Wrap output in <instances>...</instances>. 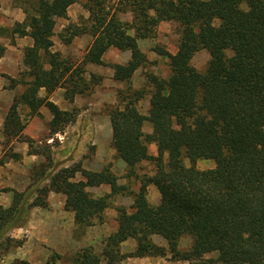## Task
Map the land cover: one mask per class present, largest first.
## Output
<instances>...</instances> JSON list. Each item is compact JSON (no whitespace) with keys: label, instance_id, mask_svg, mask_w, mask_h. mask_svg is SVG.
Returning <instances> with one entry per match:
<instances>
[{"label":"trees","instance_id":"1","mask_svg":"<svg viewBox=\"0 0 264 264\" xmlns=\"http://www.w3.org/2000/svg\"><path fill=\"white\" fill-rule=\"evenodd\" d=\"M13 1L25 19L11 34L28 36L32 46L23 50L18 78L9 79L10 89H23L13 97L3 136L7 145L13 140L26 143L29 154L44 162L32 167L31 183L23 192H12L10 206L0 207V230L22 227L32 208L47 206L50 192L64 196V209L73 212L79 228L101 220L117 191L116 177L109 169L91 172L80 164L53 170L50 146L35 147L22 136L19 108H26L30 117L47 108L52 116L49 136L62 133L75 116L59 110L47 96L58 88L68 102L89 95L101 77L91 74L87 79L82 67L101 65L103 54L116 49L129 52V60L111 66L113 80L125 84L119 102L108 110L111 145L129 172L142 162H150L155 170L133 195L131 210H117L116 231L106 238L99 257L84 250L76 261L99 264L101 257L115 264L166 255L189 261L217 253L220 264H264V0H83L88 16L80 25L69 26L63 40L66 44L85 34L91 38L78 64L51 52L56 20L66 19L77 0ZM125 15L130 20L123 19ZM162 22L179 27L174 54L153 49L167 59L169 74L150 75L149 86L133 89L132 76L146 63L138 42L154 38ZM202 50L209 61L199 72L191 61ZM41 89L45 97L39 96ZM146 96L149 109L143 115L137 104ZM145 122L151 126L148 134L142 131ZM152 143L155 156L148 153ZM202 160L213 161L214 167L196 169ZM77 174L81 179L75 181ZM100 185H108L110 194L92 198L86 192ZM148 185L158 191L155 206L146 200ZM153 236L160 237L166 249L154 244ZM183 236L192 243L181 252ZM127 239L135 241V248L119 255V245ZM7 242L11 245L10 239Z\"/></svg>","mask_w":264,"mask_h":264},{"label":"crops","instance_id":"2","mask_svg":"<svg viewBox=\"0 0 264 264\" xmlns=\"http://www.w3.org/2000/svg\"><path fill=\"white\" fill-rule=\"evenodd\" d=\"M74 4L67 9L66 19L56 20L51 52L57 54L60 58L70 59L73 57L78 60V64L82 61L84 54L88 50L91 38L85 34L72 37L69 43L65 44L63 42L66 37L65 34L68 35L70 33L69 26L80 25L81 22L79 23L78 21L81 17L87 18L88 16L82 6L77 5L74 8ZM24 19L25 15L22 9L13 0H0V46L3 47V52L0 55V207L2 208L10 206L12 192H22L30 185L31 179L29 176L31 169L41 162V156L29 154V147L26 143L15 140L11 141L9 145L11 150L9 152L7 149H3L2 145L5 116L19 87L17 85L13 89H10V87L6 86L7 81L10 78H18L19 73L23 70V50L32 46V40L28 36L19 37L11 34L14 25L23 23ZM142 44V41L138 42L139 48ZM162 59L168 62L166 58ZM128 60L129 54L127 52L109 49L103 54L101 65L86 64L82 67L84 76L87 79L91 74L101 77L100 84L95 86L89 95H77L71 102H68L64 99V90L58 88L47 96V100L61 111L72 112V110H82L85 107V110L82 112L86 114L94 112L92 118L85 117L84 120H74L75 126L87 125V128H90L88 133L92 141L91 145L95 147V151L88 156H83L86 152L82 151L75 157H70L67 142L64 144L59 138V146L53 147L51 143L54 139H57L59 133L52 137L49 135L46 138L44 137L43 142H46L50 146L51 160L52 156L54 158L58 153H62L59 167L66 168L78 161L81 168L91 172H99L105 166H109L115 175L117 169L121 170V172L126 170L125 164L114 156L115 151L108 147L112 141L109 117L99 115V113L105 102L112 104L115 102V91L124 87L123 83L113 80V69L111 66L113 64L124 65ZM137 72L138 70L132 76L133 84L131 87L133 89H139L140 87L135 83L138 81V77L134 79ZM41 92L43 96H41ZM91 95L96 97L97 101L90 100L88 97ZM39 96H46L44 89L39 91ZM141 102L143 105L142 110L146 112L142 113L146 115L149 109V97L146 96L138 102L137 108L140 113ZM87 108H90L89 112ZM39 116H43V120L39 119ZM51 120L52 116L47 108L41 107L38 116H29L22 135L33 139L34 131L41 127H43V132L46 130L49 134L48 127ZM142 131L145 134L151 132V126L148 122L143 124ZM148 153L152 156L156 155L155 144L148 145ZM7 154H14L17 157L14 158ZM80 179L79 174H77L75 181ZM146 190L147 202L152 206L157 205L159 194L156 188L149 185L146 187ZM86 192L92 198H100L110 194L111 190L108 185H100L98 187H88L86 188ZM149 192H153V194L155 192V200H149ZM127 199L116 196L103 211L101 215L102 220H94L93 225L79 228L75 224L73 212L64 209V196L50 192L46 199L47 206L45 208H32L29 211L25 224L9 232L10 239L21 240V244L15 248L9 245L7 255L5 256V264L14 260L24 264H60L65 262V260L67 263H70L72 262V258L78 257L84 250H89L94 254L99 249L101 251L105 245L106 238L116 231L117 210L120 208L127 211L131 210L133 201ZM152 241L156 245L166 246L165 242L158 236H153ZM134 248L135 241L127 239L119 245V255L131 253ZM147 259H152V257L127 258L118 262L120 264H141L143 263L142 261H146Z\"/></svg>","mask_w":264,"mask_h":264},{"label":"rangeland","instance_id":"3","mask_svg":"<svg viewBox=\"0 0 264 264\" xmlns=\"http://www.w3.org/2000/svg\"><path fill=\"white\" fill-rule=\"evenodd\" d=\"M82 2L83 0H77L74 4V8L77 7V5L82 6ZM123 19H127L130 20V16L129 15H125L122 17ZM85 19L84 17H81V19L78 21L79 23L81 22V20ZM1 34V33H0ZM65 36L67 37L68 35L65 34ZM178 37H179V27L175 24V23H169V22H162L159 24L158 28L156 29V34L154 38L151 39H147V40H142L143 44L140 47V50H143L142 52L144 53L145 57H146V63L138 69V72L136 73V76L134 77V79L136 77H138V81H136L135 83L138 84V86H140L139 88L143 87V86H149L150 84V75H155L158 77H162V78H166L169 74V68L166 61H163L162 57L156 55L153 52L154 48H159L161 50L167 51L168 53L174 54L176 52V48H177V41H178ZM129 54V52H127ZM227 55L230 56V53L227 52ZM70 61L73 64H77L78 60H76L75 58H70ZM209 61V55L205 50H202L200 52H198L197 54L194 55V57L192 58L191 64L193 65V67L199 71V72H204L207 63ZM133 78L131 79L130 85H132L133 83ZM11 82L7 81V87H10ZM20 87V88H19ZM17 91L15 92L16 95L19 94L23 87L19 86ZM125 91V84L124 87L122 89H119L117 91H115V97L116 100L115 102L112 103H104L101 112L99 113V115H104L106 117H108V110L111 109L114 105H116L119 102V96L123 95ZM41 96H43V93L41 92ZM90 100L92 101H97V98L94 97L93 95L88 97ZM143 102V101H142ZM142 102L140 103L141 107H140V111L141 113L143 112L142 110ZM98 104V103H96ZM85 107L82 108V110H72V113L75 116V119H81L84 120L85 117L88 118H92L94 116V112H89L90 108H87L89 113H85L82 112ZM98 108V107H96ZM19 113H20V117L21 120L24 124V126L26 125V122L29 118L28 115V110L25 109L24 107H20L19 108ZM146 113V112H143ZM142 113V114H143ZM97 114V113H96ZM102 117V116H100ZM39 119L43 120V116H39ZM75 123L72 122L71 124H68L62 131V133L58 134L57 139H54V141H52L51 145L53 147H57L59 146V141L58 138L65 144L67 142V148H68V152L69 156H76L78 153L84 151L86 152L85 155L83 156H88L89 154H91L93 151H95V147L93 145H91L92 141L90 138V134L88 133L90 128H87V125H78L75 126ZM34 138L31 139L34 142V146L36 147H40L43 148V145H47L46 142H43L44 137L46 138L49 134L48 132L45 130V132H43V127H41L40 129H36V131H34ZM145 134V132H144ZM23 136V135H22ZM28 138V137H26ZM30 139V138H29ZM3 145V149H8L7 151L9 152L11 150V147H9L10 143L7 145V143H5V139L2 142ZM48 146V145H47ZM108 146V145H107ZM110 147L111 150H114L112 148V145L110 143V145L108 146ZM66 156V155H65ZM116 157V154L114 155ZM62 159V153H58L56 156H52V161H51V166H53V170H58L57 168H62L59 167V161ZM56 161V162H55ZM184 165L185 166H189V162L187 160H183ZM43 163V157H41V162H39L37 165ZM74 164H80L78 161L72 163L69 165L72 166ZM36 165V166H37ZM195 167L198 170H208L214 167V163L213 161L210 160H202V161H197L195 163ZM104 169H109V166H105L101 169V171H103ZM126 169V168H125ZM154 170L155 167L153 164H151L150 162H142L139 165L135 166L132 171H128L127 169L124 170L123 172H121V170L117 169L116 170V175L114 174V172H112L110 170V172L116 177V186H117V191L115 194H113L112 196L109 197V202L114 199L116 196H121L122 198L125 199H129V201H133V195L138 191V189L140 188L141 183L144 181V179H146L147 177H150L154 174ZM99 171V172H101ZM149 186V185H148ZM24 191V190H23ZM22 191V192H23ZM146 197H147V190H146ZM149 200H155V192L153 194V192H149V196H148ZM127 199V200H128ZM131 199V200H130ZM102 220V219H101ZM4 229H1L0 231V264H5V260H6V255H7V249L9 248V245L7 244V238L10 239L9 237V232L8 231H3ZM12 240L10 239V244L12 245V247H18L21 244V240H14V242H11ZM191 238L189 236H183L181 237V240L179 241L178 244V248L179 251L184 252L189 250L190 246H191ZM163 247V246H162ZM166 249V246L164 247ZM100 249L98 250V252L92 253L96 256L99 257L100 255ZM217 253H208L203 255L201 258H194V259H190L189 261H184V260H171L169 255H166L164 257H155L152 259H147L146 261H142L143 263L141 264H220L217 261ZM76 259H78L76 256L74 258H72V262L67 263V261L65 260V262L60 263V264H80L78 261H76ZM8 264H24L21 263L17 260H14ZM99 264H107L106 260L102 259L100 257V262ZM115 264H120L119 262H116ZM124 264H128V263H124Z\"/></svg>","mask_w":264,"mask_h":264}]
</instances>
